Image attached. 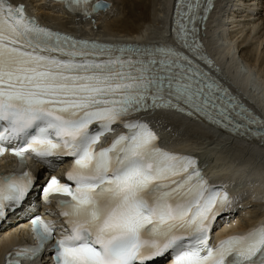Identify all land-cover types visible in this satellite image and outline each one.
Wrapping results in <instances>:
<instances>
[{
  "label": "snow or ice",
  "instance_id": "obj_1",
  "mask_svg": "<svg viewBox=\"0 0 264 264\" xmlns=\"http://www.w3.org/2000/svg\"><path fill=\"white\" fill-rule=\"evenodd\" d=\"M64 2L86 14L109 7L106 0ZM212 7L213 0H177L184 51L77 39L42 26L23 4L0 0V155L6 144L21 142L12 149L20 174L0 176V219L38 182L23 171L29 150L45 161L73 158L68 183L52 176L41 189L49 202L61 197L66 222L54 264H149L166 255L171 264H264V226L210 243L232 197L209 183L195 157L160 147L148 122L130 119L175 109L236 132L255 126L264 138V119L197 62L207 58L194 25ZM117 124L127 131L97 150ZM33 231L38 243L9 252L6 264L35 259L55 239L53 223L39 216Z\"/></svg>",
  "mask_w": 264,
  "mask_h": 264
},
{
  "label": "bare ground",
  "instance_id": "obj_2",
  "mask_svg": "<svg viewBox=\"0 0 264 264\" xmlns=\"http://www.w3.org/2000/svg\"><path fill=\"white\" fill-rule=\"evenodd\" d=\"M13 1L26 3L44 24L86 38L144 43L172 40L174 0H106L109 7L90 18L68 13L62 5L46 0ZM203 34L214 66L218 65L224 79L264 116V0H221ZM130 119L154 123L163 145L194 152L212 176L236 188L241 186L236 197L240 213L223 219L229 227L219 230V236L264 222V146L229 135L198 115L179 111L155 109ZM69 164L68 160L63 171ZM2 165L9 169L13 161L6 159ZM33 167L35 171L44 169L42 163ZM247 195L260 200L253 202ZM26 225L22 222L2 230L4 221L0 220V264L13 246L27 239ZM47 263L45 259L43 264Z\"/></svg>",
  "mask_w": 264,
  "mask_h": 264
}]
</instances>
